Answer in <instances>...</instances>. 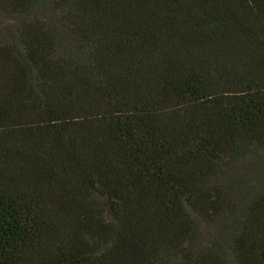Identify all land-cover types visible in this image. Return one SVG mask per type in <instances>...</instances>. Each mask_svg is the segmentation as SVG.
Segmentation results:
<instances>
[{"label":"trees","instance_id":"1","mask_svg":"<svg viewBox=\"0 0 264 264\" xmlns=\"http://www.w3.org/2000/svg\"><path fill=\"white\" fill-rule=\"evenodd\" d=\"M0 264H264V0H0Z\"/></svg>","mask_w":264,"mask_h":264}]
</instances>
